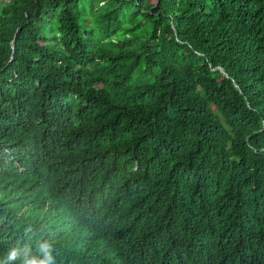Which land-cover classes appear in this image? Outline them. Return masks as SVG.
I'll return each instance as SVG.
<instances>
[{
    "label": "trees",
    "instance_id": "16d2710c",
    "mask_svg": "<svg viewBox=\"0 0 264 264\" xmlns=\"http://www.w3.org/2000/svg\"><path fill=\"white\" fill-rule=\"evenodd\" d=\"M182 201L264 264V0H0V264Z\"/></svg>",
    "mask_w": 264,
    "mask_h": 264
},
{
    "label": "clouds",
    "instance_id": "9594fccd",
    "mask_svg": "<svg viewBox=\"0 0 264 264\" xmlns=\"http://www.w3.org/2000/svg\"><path fill=\"white\" fill-rule=\"evenodd\" d=\"M188 187L192 190L188 196L191 202H197V206L205 202L199 184ZM183 206L182 201L160 208L161 216L172 215L160 217L155 223L134 216L126 230L110 231L105 236L97 233L88 221L65 215L57 224L55 239L42 238L26 254L16 249V264H72L78 257L85 264H224L231 260L228 234L218 223V216L209 214L208 222L202 224L198 217L190 218L188 223L175 226V214L181 213ZM171 223L174 227H170ZM240 259L242 264H255L247 257Z\"/></svg>",
    "mask_w": 264,
    "mask_h": 264
}]
</instances>
